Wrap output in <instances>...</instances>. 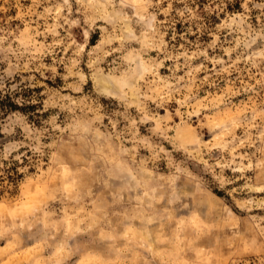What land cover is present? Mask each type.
Returning <instances> with one entry per match:
<instances>
[{
	"label": "rangeland",
	"instance_id": "1",
	"mask_svg": "<svg viewBox=\"0 0 264 264\" xmlns=\"http://www.w3.org/2000/svg\"><path fill=\"white\" fill-rule=\"evenodd\" d=\"M224 1H207L201 9L187 4L194 16L185 13L182 18L177 10L185 5L173 0L174 25L164 37L169 49L183 45L189 55L207 50L208 59L193 56L191 67L200 70L181 82L187 87L172 93L167 111L156 110L161 118L172 113L167 139L155 131L158 121L141 123L132 108L135 140L133 132H125L121 141L113 140L119 144L113 151L100 147L103 140L93 150L69 141L68 158L57 154L63 166L45 168L42 183L39 176L35 183L26 179L19 164L0 175V264H264V15L252 10L246 19H230L244 12L243 0L233 10L225 9ZM32 7V0H0V25L19 27L25 43L35 44L34 54L52 65L54 57L39 49L53 37L35 35L46 25L40 21L36 28L37 17L28 14ZM29 19L34 22L31 29ZM55 23L49 17L47 26ZM57 31L66 35L64 29ZM73 33L82 43L80 29ZM100 38L97 31L88 48ZM133 47L139 45L133 42ZM63 49L61 44L55 59L71 57L72 50ZM172 64L165 61L160 75L170 78L167 68ZM5 67L0 64V69ZM57 72L63 76L67 68L61 64ZM29 75L35 80L32 90L23 93L25 105H32L30 97L40 102L33 110H8L0 121L16 115L40 127L37 114L43 101L64 82L59 77L53 82L50 72H22L12 78L20 86L18 93L27 87L23 78ZM11 86L5 81L0 98L9 96L14 103L21 97L12 95ZM147 107L155 109V104L148 101ZM177 110L198 115L182 120ZM107 130H112L110 125ZM213 167L219 179L211 178Z\"/></svg>",
	"mask_w": 264,
	"mask_h": 264
},
{
	"label": "clouds",
	"instance_id": "2",
	"mask_svg": "<svg viewBox=\"0 0 264 264\" xmlns=\"http://www.w3.org/2000/svg\"><path fill=\"white\" fill-rule=\"evenodd\" d=\"M176 2L185 5L182 10H177L180 17L183 18L185 13L194 16L193 9L187 7V0ZM172 3L173 0H32L33 7L29 10V16L37 17V29L40 21L46 25L44 32L36 31L35 35L46 37L50 34L53 37L51 44L39 49L44 55L54 57L52 65L44 64L41 56L34 54L35 44L29 47L25 43L19 27L13 29L10 25H0V64L7 65L0 69V89L5 88V81H11L10 92L13 96L21 97L14 100L15 104L21 107L25 105L23 93L32 90L31 82L35 80L33 75L23 78L27 87L18 93L20 86L12 78L19 73L38 72L44 76L45 72H50L53 82L58 77L64 82L60 91L51 92L48 99L43 101V110L37 114L41 121L40 127L29 123L26 117L16 115L0 121V175L19 164L18 171L26 179L31 178L35 183L39 176L42 183L47 177L45 168L63 166L57 154L68 158L69 141L93 150L103 140L100 147L113 151L114 147H119V144H113V140L121 141L125 132H133L135 140L133 130L137 120L129 111L132 108L137 109L141 123L158 121L155 131L167 139V120L171 119L172 113L161 118L156 110L165 108L167 111L168 100L174 98L172 93H179L181 88L187 87L181 82L200 70L191 67L193 56L203 55L208 59L207 50L189 55L183 45L174 50L175 54L169 49V43L164 37L167 28L174 25ZM165 4L167 7H164ZM45 5L42 12L35 11L37 7ZM241 7L244 12L230 19H246L252 10L264 15V0H243ZM217 9L223 10L220 5H217ZM160 14H163V20L158 19ZM49 17L55 19L54 25L47 26ZM27 23L31 29L34 22L29 19ZM57 29H64L66 35L60 36ZM73 29H80L82 43L78 42ZM97 31L101 38L89 49L91 36ZM172 39H176L175 35ZM133 42L139 47H133ZM61 44L65 52L71 49L72 55L57 60L55 57ZM152 51L156 52V57L150 55ZM181 57L184 58L183 64L180 63ZM165 61L173 62L167 68L171 73L170 78L160 75V69L166 68ZM215 62L223 63L222 60ZM61 64L67 68L63 76L57 72ZM185 68L188 71L184 76L176 75ZM171 80L175 83H171ZM64 92L69 94L65 95ZM29 99L32 105L40 102L39 98ZM187 99L181 102V106H184ZM148 101L155 104V109L147 107ZM44 113H48L46 119L43 118ZM176 114L183 120L185 117L191 119L198 112L180 113L177 110ZM106 119L108 125L104 123ZM160 121H163V127ZM109 125L111 131L107 130ZM118 125H123L120 130H117ZM102 127L104 132L100 130ZM236 139L233 137V140ZM260 140V150L264 152V131L260 133ZM227 143L232 144L233 141ZM121 151L127 153L135 149ZM220 167L223 169L224 165ZM209 172L212 179L220 178L214 167ZM113 179L119 180L120 177L115 176Z\"/></svg>",
	"mask_w": 264,
	"mask_h": 264
},
{
	"label": "trees",
	"instance_id": "3",
	"mask_svg": "<svg viewBox=\"0 0 264 264\" xmlns=\"http://www.w3.org/2000/svg\"><path fill=\"white\" fill-rule=\"evenodd\" d=\"M207 1H216L217 3H220L221 0H187V4L190 6L198 5V7L201 9L203 5L206 4ZM225 3V9L227 10H233L239 8V0H229L224 1ZM0 115L8 110H33L35 108V105H25L23 107L13 103L9 96H5L4 98H0Z\"/></svg>",
	"mask_w": 264,
	"mask_h": 264
}]
</instances>
